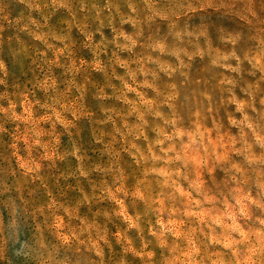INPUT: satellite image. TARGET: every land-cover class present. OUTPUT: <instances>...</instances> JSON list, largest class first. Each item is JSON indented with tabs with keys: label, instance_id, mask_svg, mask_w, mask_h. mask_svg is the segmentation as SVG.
<instances>
[{
	"label": "clouds",
	"instance_id": "clouds-1",
	"mask_svg": "<svg viewBox=\"0 0 264 264\" xmlns=\"http://www.w3.org/2000/svg\"><path fill=\"white\" fill-rule=\"evenodd\" d=\"M0 264H264V0H0Z\"/></svg>",
	"mask_w": 264,
	"mask_h": 264
}]
</instances>
